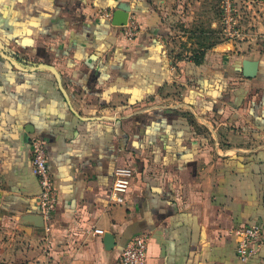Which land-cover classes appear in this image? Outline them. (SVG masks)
<instances>
[{
	"label": "crops",
	"instance_id": "crops-1",
	"mask_svg": "<svg viewBox=\"0 0 264 264\" xmlns=\"http://www.w3.org/2000/svg\"><path fill=\"white\" fill-rule=\"evenodd\" d=\"M119 2L140 26L132 40L103 16ZM155 4L0 0L3 51L16 62L0 55L4 264H115L143 232L144 264H241L235 230L250 225L262 238L244 264H264V43L246 34L174 60ZM243 59L257 61L254 77ZM32 136L45 140L58 192L47 233ZM119 165L133 170L122 205L108 197Z\"/></svg>",
	"mask_w": 264,
	"mask_h": 264
},
{
	"label": "built area",
	"instance_id": "built-area-1",
	"mask_svg": "<svg viewBox=\"0 0 264 264\" xmlns=\"http://www.w3.org/2000/svg\"><path fill=\"white\" fill-rule=\"evenodd\" d=\"M103 16L107 19H111L112 11L105 12ZM224 21L226 24V35L229 39L234 40L246 36L241 28L233 26L235 22L232 13V4H230L228 0H226L225 4ZM261 24L264 26V15ZM120 27L122 35L127 40L136 38L140 30V26L133 14H128L126 22L120 25ZM249 36L254 40L261 39L264 43V30H259L254 33L250 32ZM30 141L32 148L30 167L40 185V192L37 195V204L39 213L43 219V231L47 233L51 229V216L57 205L58 192L52 174L48 168L45 140L32 136ZM132 177L133 170L129 166L119 165L114 168L112 184L108 194L111 204L122 205L126 202V197L132 183ZM235 232L239 237L236 245V255L241 264H244L248 258L254 254L257 244L262 238L261 229L258 225L240 226ZM100 233V230H94L92 234L95 236ZM149 239L150 236L148 232H143L131 238L121 250L115 264H144Z\"/></svg>",
	"mask_w": 264,
	"mask_h": 264
},
{
	"label": "rangeland",
	"instance_id": "rangeland-1",
	"mask_svg": "<svg viewBox=\"0 0 264 264\" xmlns=\"http://www.w3.org/2000/svg\"><path fill=\"white\" fill-rule=\"evenodd\" d=\"M155 1V6L158 7L169 25V43L174 60L189 58L195 52L209 48L211 44L229 39L226 35L224 21L226 0ZM228 1L232 4L234 27L241 28L245 34L259 31L258 26L254 24L259 19L255 15L260 13L258 5H261L264 0ZM249 37L235 40L241 43Z\"/></svg>",
	"mask_w": 264,
	"mask_h": 264
},
{
	"label": "water",
	"instance_id": "water-1",
	"mask_svg": "<svg viewBox=\"0 0 264 264\" xmlns=\"http://www.w3.org/2000/svg\"><path fill=\"white\" fill-rule=\"evenodd\" d=\"M130 11V6L126 2H119L117 5V8L114 10L111 23L116 26H120L124 24L127 20L128 13ZM5 47L4 42L0 39V55L3 57L8 58L11 62L16 64V62L5 52L3 51ZM51 71L57 76V79H59V75L56 72V70L52 66H48ZM242 75L251 78L256 75L257 72V61L256 60H250V59H243L242 60ZM43 225V222L41 226ZM43 228V227H42ZM103 241L104 246L106 249H111L114 244L113 234L111 232H105L103 235Z\"/></svg>",
	"mask_w": 264,
	"mask_h": 264
},
{
	"label": "trees",
	"instance_id": "trees-1",
	"mask_svg": "<svg viewBox=\"0 0 264 264\" xmlns=\"http://www.w3.org/2000/svg\"><path fill=\"white\" fill-rule=\"evenodd\" d=\"M210 46H212V44ZM210 46H208V47H210ZM203 54H204V50H200V51L195 52L193 55L195 56L196 60H200L202 58ZM0 264H4V263L2 261H0Z\"/></svg>",
	"mask_w": 264,
	"mask_h": 264
}]
</instances>
